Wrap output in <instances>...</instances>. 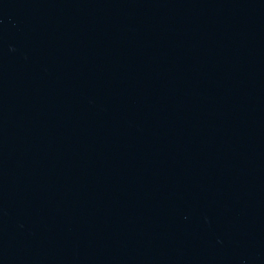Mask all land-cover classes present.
I'll list each match as a JSON object with an SVG mask.
<instances>
[{
  "label": "water",
  "instance_id": "obj_1",
  "mask_svg": "<svg viewBox=\"0 0 264 264\" xmlns=\"http://www.w3.org/2000/svg\"><path fill=\"white\" fill-rule=\"evenodd\" d=\"M0 264H264V0H0Z\"/></svg>",
  "mask_w": 264,
  "mask_h": 264
}]
</instances>
